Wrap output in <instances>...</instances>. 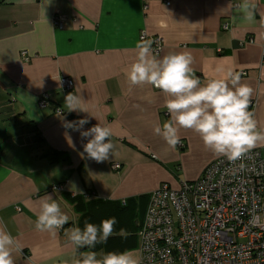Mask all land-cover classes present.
I'll return each mask as SVG.
<instances>
[{
    "label": "crops",
    "instance_id": "crops-1",
    "mask_svg": "<svg viewBox=\"0 0 264 264\" xmlns=\"http://www.w3.org/2000/svg\"><path fill=\"white\" fill-rule=\"evenodd\" d=\"M242 2L51 0L45 21L43 0H0V126L12 122L30 134L31 142L21 152L11 139L15 129L0 130V222L18 241L14 264H76L88 251L99 257L130 250L140 258L137 234L150 194L160 184L177 188L180 180H197L221 157L190 129H179L182 146L175 149L153 131L172 117L164 93L128 80L142 31L163 39L159 58L190 53L193 74L202 85L223 75L218 68L246 73L241 83L253 90V118L264 133V0H250L252 22L241 19L237 5ZM55 14L68 18L66 28L53 25ZM61 77L73 81L72 93L80 96L86 112H67ZM43 93L51 103L42 110ZM81 119L89 121L83 130L98 123L112 129L114 149L108 160L88 158L83 146L90 137L65 127ZM253 149L264 154V142ZM115 163L118 171L112 169ZM55 186L62 190L53 191ZM46 195L69 216L55 234L35 228ZM112 217L117 223L106 242L75 250L73 227L83 229L85 222L99 226Z\"/></svg>",
    "mask_w": 264,
    "mask_h": 264
},
{
    "label": "clouds",
    "instance_id": "clouds-1",
    "mask_svg": "<svg viewBox=\"0 0 264 264\" xmlns=\"http://www.w3.org/2000/svg\"><path fill=\"white\" fill-rule=\"evenodd\" d=\"M50 2L43 0L44 19L45 7ZM237 7L241 19L254 21V5L250 0H243ZM192 63L193 57L188 52L170 53L159 58L148 41L138 45V55L129 67L128 80L132 86L151 85L166 95L165 107L172 120L153 131L161 135L169 147L175 149L180 144V128L190 129L200 136L207 149L229 161H237L264 142V133L257 129L253 113L249 111L253 90L241 83V74L233 68H218L223 75L202 85L200 78L193 74ZM64 100L67 112H86L82 110L84 102L80 96L69 93ZM88 123V119H81L66 122L65 127L80 132L83 138L90 137L83 146V153L98 163L104 162L112 156L114 149L112 129L98 123L83 130ZM68 140L71 142L70 136ZM71 146L75 148L72 142ZM68 222L69 216L56 199L46 195L40 203L36 230L55 234ZM116 223L115 217L103 220L99 226L85 222L83 229L78 226L71 229L70 241L76 251L94 249L98 243L108 240ZM14 251H20L18 241L0 222V264H14ZM76 264H141V261L130 250L110 251L99 257L97 252L88 251Z\"/></svg>",
    "mask_w": 264,
    "mask_h": 264
},
{
    "label": "built area",
    "instance_id": "built-area-1",
    "mask_svg": "<svg viewBox=\"0 0 264 264\" xmlns=\"http://www.w3.org/2000/svg\"><path fill=\"white\" fill-rule=\"evenodd\" d=\"M67 21L59 14L52 18L58 29L66 28ZM140 41H151L155 55L163 48L161 37L145 31ZM22 58L29 62L25 53ZM59 84L63 98L73 92L70 78L61 77ZM50 103L43 93L39 108ZM255 107L256 100H250L253 115ZM56 113L65 115L61 109ZM112 169L118 171L120 165ZM137 235L141 264H264V154L251 149L234 162L221 156L195 181L182 180L177 188L160 184L150 194Z\"/></svg>",
    "mask_w": 264,
    "mask_h": 264
},
{
    "label": "rangeland",
    "instance_id": "rangeland-1",
    "mask_svg": "<svg viewBox=\"0 0 264 264\" xmlns=\"http://www.w3.org/2000/svg\"><path fill=\"white\" fill-rule=\"evenodd\" d=\"M8 123H10V125L4 124L3 126H0V130L5 132L7 129H10V128L13 129L16 126L12 122L8 121ZM11 123H12V125H11ZM14 132H15V137L11 138L12 141L15 142L16 145L18 146L17 149H19L21 152H26L29 149V147L31 146L30 134L25 129H22V128L15 129ZM34 153H36V152H34ZM20 154L23 156L26 155V153H23V154L20 153Z\"/></svg>",
    "mask_w": 264,
    "mask_h": 264
}]
</instances>
